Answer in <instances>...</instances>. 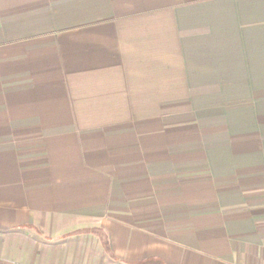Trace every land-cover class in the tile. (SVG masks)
Wrapping results in <instances>:
<instances>
[{"label": "crops", "instance_id": "0c3cea01", "mask_svg": "<svg viewBox=\"0 0 264 264\" xmlns=\"http://www.w3.org/2000/svg\"><path fill=\"white\" fill-rule=\"evenodd\" d=\"M0 264H264V0H0Z\"/></svg>", "mask_w": 264, "mask_h": 264}]
</instances>
